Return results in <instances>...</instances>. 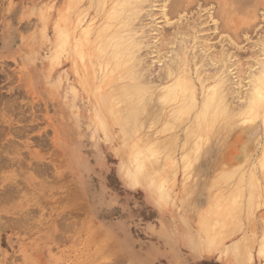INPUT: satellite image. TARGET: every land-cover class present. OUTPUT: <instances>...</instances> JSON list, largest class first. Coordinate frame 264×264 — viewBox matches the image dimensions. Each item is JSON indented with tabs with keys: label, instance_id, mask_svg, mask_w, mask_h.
Returning <instances> with one entry per match:
<instances>
[{
	"label": "rangeland",
	"instance_id": "obj_1",
	"mask_svg": "<svg viewBox=\"0 0 264 264\" xmlns=\"http://www.w3.org/2000/svg\"><path fill=\"white\" fill-rule=\"evenodd\" d=\"M64 1H66L67 3L68 0H0V111L2 112V113L0 112V122H1L0 128L1 126L2 128H4V126L10 128V126L8 125V123L5 122V120H8L11 127L13 128L12 131H5L4 134L2 133L3 135L1 134L0 131V153L12 157L15 155V153L4 151L3 147L5 146L8 147V145H17L18 146L17 151L23 153L27 157L25 160L26 164L24 168L15 165L12 166V168L7 167L6 169L5 167V170H10V172L13 174L15 173L14 185L18 188V190L16 188V192H14L12 195H7L6 200L2 198L3 201L5 200L4 202L2 201V199L0 200V264H54L55 261L56 262L58 261L59 263L61 262L60 264H77V263L86 264L87 262L88 264H99V263L104 264L105 262L107 261L109 262L110 260L111 261L109 263L107 262V264H230L229 261L222 258L219 249L216 250L215 248V251L210 254H203V252L201 251L202 245H204L205 242L204 239H206L207 238L206 236H209V234H211L213 229L216 227L215 226L216 222L213 219V215H212V219L209 221L207 220L203 221L201 215L202 212L214 210L217 205L223 204L226 207H228L229 211L232 210L231 212L233 213L236 212L241 214L242 212L241 219L238 220L237 222H239L242 228L244 227L249 228L250 226H252L253 223V222L251 223L252 218H248L249 217L248 215L251 213V211H253L252 217L255 218L260 217L261 215L264 214V189H263L264 182L262 183V187L260 186L261 187L260 190L258 189L256 192L255 191L253 192V195L255 196L251 195L252 196L251 198L249 197L250 196L248 194L249 192H247V196L245 197V199H242V195L238 192L239 191L238 178H237L238 168H236L238 162H236L235 160L234 161L235 164H234L231 163L233 162L231 161L230 162L231 165L229 167H228L229 164L226 162L220 161L219 162L220 164H218L219 159H221V156L223 155L222 153H224L225 151L223 148L225 141H226L225 143H227L229 148L226 151L229 153L231 152L230 154L236 153V151H234L235 145L240 146V143L239 142L236 143V141H234V138L237 135V132L238 133L241 132L242 129L241 128L242 126L240 127L241 123L237 124L239 126H234L233 129H231L232 127L230 128L231 135L229 134V138L231 139L225 140L222 133L223 128L221 129L222 126L220 127L221 130L218 127L220 122L217 120L219 118H216L217 120H214V118L209 117L205 126L209 128L212 138L209 139L208 141H203L202 143H199L200 145L203 146L196 147L197 143H195L194 139L191 138L189 142L191 149L188 147L186 151H184L183 149L184 146L182 147L180 146L181 141L179 140L178 146L177 147L174 146V148L171 150L168 147L163 146L164 151L166 153L152 154V161L154 162V164L149 162L151 167L152 166L162 167L161 165L165 163L166 157L167 158L169 157L168 154L171 155V158L174 159L179 166L177 172L178 195L175 193L176 201L175 200L173 201L171 210H167V213L163 215L161 208L154 203V198L150 196L148 190H146L142 186L139 187V186L128 185L123 175V172L127 168H129V166L127 165V168H124V166H122L123 162H120V158H119L120 155H117L116 152L115 153L113 152V149L110 148L112 147L111 146L112 144L110 142H108L109 143L108 147H105V149L108 152L107 155L105 154L104 156L103 154L104 146H102L103 144L101 145V142H103L106 139L105 134L102 131L97 132V134L101 138H99L100 140L99 145L95 146L94 145L95 143L93 141V136L91 135L92 133L90 131H97V129H95L93 125L89 126V119L80 118V120L77 121V119L75 118L72 120L71 116L69 115L72 114V116L74 117L78 116L77 114L79 113L80 110H82L83 108L86 109L85 106L89 107L88 103H90L92 107L93 102H95V96L99 95L100 93L104 94L107 90H110L109 86L105 85L106 83L103 82L106 81V79H102L101 76L86 75L88 73L87 71H85L86 69L85 64L86 63L90 65L93 64V62L91 61V57H95V55L97 56L100 53V49L96 41L98 39V33H99L98 30L105 23V21H107V17L109 16L108 14L112 10L111 6L114 5L115 0H112L111 4L109 6L106 5V7H104V4L100 5L98 3V0H95L94 3H92L91 0H82L80 2V5L79 6L77 5V8L75 10L72 9L69 6V4H67V6H69V9L68 8L63 9L62 6H64V8L66 6V4H63ZM78 1L79 0H77V2ZM160 1L163 2L164 0H158V1L145 0L144 2L147 4L145 5L144 2L143 4L147 6L149 3V5L147 6L148 8L142 5L143 8L141 7L140 10L143 11L144 14L147 13L145 14V16H147L148 14L149 15L145 17L143 13H141L140 11L138 18L136 19V22H134V25L136 26L134 27L137 29L135 30L136 31L135 37L141 36L139 37V39L144 38L143 39L144 41L141 40V42L142 41L143 42L139 45V47L141 45H143V47L141 46L142 48L141 47L139 49L137 48L138 49L137 53L141 52V55L140 53L137 54L135 59L136 62L135 61L134 62L137 64L138 70L141 67V70L139 71L143 72L144 70L146 72V73L144 72L146 76L152 75V77L151 76L150 77L154 78V75L156 74V73L154 74V72L157 71L156 75H158L160 72H163L164 69L162 68H164V65L166 67V65L169 62H172V60L175 59L173 61H176L174 63L178 66L179 70L181 71L180 72L178 70L179 76L182 75L184 76L183 81L186 80L187 78L185 76H188L189 78L191 77L193 83L196 85V89L198 90L197 96H199L200 98V96H202L201 95L202 91L204 92L206 91V93H208L215 86L218 87V90L219 89L221 90V88L219 87L220 85L219 84H218L219 86L217 85V83H219L217 81H220L218 79L221 78L222 71L226 67L228 68V71L230 73V74L228 73V77H229L230 75H232V73L233 74L235 73V71L232 70L235 69L238 70V68L241 69L242 67L245 70L246 66L248 67L249 62L254 61L256 57L257 58L259 57L257 56L258 54H260L261 56V54L263 53L262 50L264 49V45H263L264 44L263 43L264 42L263 41L264 40V0H254V1L238 0L237 2H241L240 5H242L245 1V3L243 4L245 7L242 5L243 7L241 8H238V6L240 5L239 3H236L235 0H228V1L227 0H178L177 4L175 5H173V3L174 2L176 3L177 0H174V2L173 0H166L163 2V4H161L162 2ZM171 1L174 7L171 5ZM179 1H181V3ZM230 1L234 2L233 4H231V6L233 7H230L231 12H229L228 11L229 9L227 8V6L228 7L230 6L228 4L232 3ZM151 2L154 3L151 4ZM191 2H194V4H192ZM251 3L252 6H250ZM234 4L238 5L237 6L238 9L237 8L235 9L236 5ZM253 4L255 5V7H253ZM92 5L93 7L90 8V6ZM170 5L176 11L178 7H181L179 9L180 11L178 10L177 13L175 14L174 13L175 10ZM183 5L186 7L182 8ZM190 5L193 6L191 7ZM157 6L159 8H157ZM171 8L174 11L170 12L172 10ZM226 8L227 10H225ZM146 10H148L150 13ZM155 11L156 13H154ZM163 11L164 13H162ZM167 11H169L170 13H168ZM154 14H156V16H152ZM227 14H230V17H228ZM141 15H143L147 19L144 20L145 18ZM150 15L151 18H149ZM168 22H170L171 24ZM175 22L177 23L176 26L177 29L180 28L181 31H184L183 29L186 28L189 29L191 33H189V31L185 29V32L182 35L183 32H180V30H176L173 28ZM140 23H143L144 25L142 24L143 27L138 29L139 26L141 25ZM184 23L185 25H187L186 27ZM146 24L148 25L145 26ZM181 24L182 26L184 25L183 29H181L182 28ZM194 24L195 26H193ZM191 25L192 27H190ZM66 27H70V28H66ZM148 28H152V30L155 28L156 29L153 31L149 29L150 30L149 32V30H145ZM66 29L68 30L67 32ZM83 30L91 31L90 34L86 36L84 39L81 38V33ZM172 30L173 31L176 30L174 32L175 37L172 36L174 35L172 34L173 33ZM177 31L179 34L178 33L176 34ZM187 31L188 34L186 33ZM165 32H167L166 33L168 35L167 37H169V34L171 32L172 35L170 34V36L173 38L171 42L170 40H167L168 38L165 41L163 40L164 43L162 42V40H160L161 38L162 39L166 38ZM146 34H148V36ZM171 37L169 38L172 39ZM181 37H183L185 40ZM198 37H200V40ZM147 38L149 39L150 43H148L149 41ZM139 39L137 38V40ZM176 39L180 41L179 44L178 41H176ZM66 40L69 41L70 46H65ZM158 40L160 42H158ZM173 42L175 45L173 44ZM202 42L203 44L206 43L205 45H203L204 48L201 47L204 51L201 50V48H199L200 45H198L201 44L202 46ZM168 43H170L171 45ZM182 43L186 45H183ZM160 44H164L166 46L167 53L162 52L163 50L165 51L164 45H163L164 49L161 48L162 51L158 49ZM152 45L153 48L151 49L149 46L152 47ZM177 45L180 46L181 48H178ZM260 45H262L263 47H261ZM154 46L155 48L157 47L156 48L157 51L162 52V53L160 52V56H159V52L157 53L155 51ZM185 46L190 48L189 49L187 48L188 49L187 50ZM205 46H207V48ZM239 46H243V47H239ZM144 48L147 49L144 50ZM168 48H170L169 51L171 53L168 51ZM238 48L241 49L239 50ZM179 49L181 50L178 51ZM198 49H200L199 53L202 52L204 55L206 54L207 55L204 56L202 53H200L201 54L200 56V54L197 53ZM258 49H260L259 51H262V53L261 52L259 53ZM186 50H187L186 57L190 55L189 57L190 60H186L190 62V63L187 62L189 65L185 63L186 62L185 59L188 58V57L185 58ZM220 50L222 53L220 52ZM229 50H231L230 54L228 52ZM152 51L154 53L156 52L158 55H156L155 53L156 55L155 56ZM193 51L194 52L196 51V53H193ZM237 51L238 52L243 51L241 52L243 53V55L241 56L244 58L241 57L240 59L244 60L243 62L245 63L241 62V60H238L241 53H238ZM253 52L255 53L256 57L255 55H253ZM142 53L144 55L147 53L146 54L147 59L146 56H143ZM174 53H176V56ZM233 53L236 54L234 55ZM216 54L219 55L216 56ZM221 54L223 56H221ZM227 54L229 56H227ZM251 54L253 55V57ZM211 55H214V58ZM161 56H163L162 57L163 60H165L168 63H166L165 61H161L162 60ZM234 56L235 58L232 59V57ZM210 57H212V61L214 62L211 61ZM138 58H142V60L144 61L140 62L141 59H139L138 62L137 60ZM207 58L208 61L206 60L207 64H205V59ZM227 58L231 60L228 59L229 60L228 62V60H225ZM156 59L157 61H155ZM176 59L178 60V62ZM183 59L185 62L182 61ZM146 60L147 62L145 64ZM197 60H199L200 62ZM236 60H238L239 62L236 63L235 62ZM247 60L249 62H247ZM76 61L77 63H75ZM151 61L154 64L151 63ZM219 61L221 63L222 61H224L223 63L224 65L223 64L221 65ZM51 62L53 64L56 63L54 64L56 65L55 75L58 80L56 81V83L58 82L57 84L59 85L60 88L58 91V95L56 96L57 106L51 104L49 107L43 101H41L40 102L42 104L41 110H43L41 111L39 110L40 104L38 101L39 100L38 95L33 94L30 87L32 86V78H33L32 70L35 68V66L42 64L43 65L45 64V67L47 65L48 67H50ZM142 62L144 63L143 66L146 67L148 65L147 69L149 68L148 70H150V73L149 71L147 72L146 68H145L146 70L144 69V67L142 68V64H143ZM195 62L196 63L199 62V64H196ZM211 62L215 63L216 65L218 64L217 67L214 68V66H216L215 64L210 65ZM78 63L81 68V74L83 80L82 79L77 80L74 77L73 67L74 64H78ZM230 63L234 64L233 65L234 68ZM238 63H240V65ZM242 63L246 65H243ZM155 64L159 65L158 67H160L161 70H158L157 65ZM183 64L185 65V67L186 65L190 66V70L187 69L189 67L186 68L183 67L184 66ZM219 64L220 67H218ZM226 64L231 65L232 68L231 71L229 70L230 66ZM235 64H237L239 67L236 66ZM197 65L200 66L198 67ZM206 66H209L207 68H209L210 70L209 69L207 70ZM181 67L187 69L185 70V73L186 71L189 70L187 72L188 74L184 75V70H182ZM150 68L155 71H152ZM217 68L218 69L220 68L219 71L220 75H218V70H216ZM195 70L197 73L195 72ZM211 70L213 71V73L215 71L217 72H215V74H212ZM204 71L206 72L203 73ZM238 72L236 71V74H234L236 76V79ZM206 74L208 76L210 75L209 78ZM198 75L199 76L201 75L200 77L204 76L203 78L204 81L205 80L207 81L208 78V81L207 82L205 81L206 82L205 83L204 81L198 80L199 79ZM229 78H233V76L232 77L230 76ZM71 79H74V86L80 89L79 93H82V99H80L79 107L75 108L74 111L75 113H72L71 110L70 113L66 112V107H69L68 104L69 99H72L74 97V92L72 88L70 86L68 87L67 85L68 83H70ZM233 79L236 80L235 78ZM234 80L231 81L234 83ZM203 82L205 88L204 87L201 88L202 87L201 83L203 85ZM229 82L230 80L228 81V85L230 84ZM232 82L230 85L231 87L228 86L231 92L232 90H235L234 89L235 86ZM64 84L65 87H63L64 90H62L61 87ZM140 85L145 86L146 84L142 83ZM148 85L146 87V89L148 87L150 88L148 90V93L156 92V94H158V96H155L153 98L152 100L153 102H150L152 104H150L151 106L149 107V110L152 111L153 114H155L157 112H160L159 110L161 109L160 106L161 101L162 100L164 101V99H166V97L169 96L165 97L164 94L165 91L164 90L161 91L162 89H160L161 86L163 87V85L159 81H157L156 83L157 89L159 90L158 92L156 91L157 89L155 88L156 86L153 84V82L149 86ZM153 85L155 87H152ZM212 85L214 86L211 87ZM216 87L215 90L213 89V91L215 92L208 93L209 95L210 94L215 95L216 93V96L213 97L214 99L212 98V96H209V98L211 97L215 101L214 102L215 104L218 100V97L220 96V93L218 94V92L216 91L217 90ZM15 88L17 90H14ZM61 91L62 93L60 94ZM113 93L116 94L117 93L116 90H114ZM233 94H235V91H233L232 96H234ZM36 96L37 98H35ZM160 97L162 100L160 99ZM232 99L233 98H231V101ZM168 100L170 99H167L166 101ZM175 100H172V102L165 101L166 105L164 104L165 106L163 109L166 112H168L172 110L173 105H176L175 108H178L176 110V114L178 113L177 111L179 109H181L180 111H182V113H180L179 111L178 114H181L180 116H177L178 114L174 115V117H176V119L173 118L174 120H176L174 122L175 126L173 127V129H165V131L167 130L176 131L177 137L179 135L180 138H182L184 137V135L185 136L189 135V134L183 135V133L185 131L186 125L188 124L193 114L190 113V116L186 115L188 113V109L186 113L185 105L187 104L188 100L186 101L185 99V103L182 102L181 105L184 104V106H180V101H181L180 97ZM157 101H160V103H158ZM10 102L16 103V105L12 107V109L14 110L10 108V105H12L10 104ZM121 102L123 103L121 104ZM169 102L171 103L168 105ZM36 103L39 105V107L37 106ZM110 103L111 105L117 108V110L119 111L118 112L119 115L123 109L127 110L130 106L129 102L120 101L118 99H114V97H112ZM154 103H158L157 106ZM215 104H213V107L209 109L210 114H213L214 107L217 108L218 104L216 105ZM157 109L159 110L157 111ZM183 109L185 110L184 112ZM189 109H193V111H196V108L195 109L189 108ZM33 110H35V113L39 116V118L36 117L37 124L35 123L36 125H38V127H36L34 131H30V130L19 131V129L22 128L21 126L30 124V120H31L30 116H32L31 114ZM191 111L189 110V112ZM55 114L60 115V120H62L65 116L67 117V115H69L68 117H70V120L72 122H74L76 125L78 124L80 125L79 128L82 132L80 139L82 141L80 142L81 148L78 150V152H80V154L84 157V160H87L88 163L86 161V163L84 165L81 164V166H76V164L72 166L69 165L70 161H72L73 163L76 156L73 155V151L70 150L69 138L66 139L62 138V136L64 135L63 132H60L59 144L56 146L55 144L53 145V143L56 142V136H57V131H55L54 122L52 121V116ZM111 114H112L111 112L106 113L107 116H110ZM150 120L151 119L145 120L146 124L142 128H140L139 130L140 138L146 137L147 139L159 140L162 136H164L161 135L160 132L157 134V132L160 131L161 128L162 130H164L163 121L161 120L159 123H156L153 120L151 121ZM249 123L250 122L244 125L245 128L243 129H246V127L250 125ZM152 124L154 126H152ZM113 127L115 129L116 134H118L116 143L118 145L122 144L123 146H125L126 151L130 153L129 150L130 148L127 147L128 138H125V136L137 140L138 133L135 132L130 133L128 131H125L123 124L117 119L115 120V125ZM217 127L219 133L218 131L216 132ZM234 128L237 129V131ZM38 136L42 137L43 139L44 144L41 146L37 143ZM220 142H222L221 143L222 145L221 144L218 145ZM204 145L206 146V148ZM146 146L147 144L145 146L141 145V147L145 150V152L150 150L149 147L147 148ZM97 147H99L98 149L103 154V156L98 157L96 155ZM210 147H214V148L211 149ZM198 148L199 149L201 148V150H197ZM189 150H191L192 152L190 151L191 152L190 153ZM32 152L38 153L37 161L43 162L42 164L40 163L42 166L44 165L45 162H47V166L48 168H50L49 171H46V173H43V175H40L41 173H39L38 175V173L35 171L33 172V170L35 169L34 167L31 166V161H30L31 158L30 153ZM203 155L206 156L203 157ZM197 156L198 157L202 156L198 161L199 163L197 162V158H198ZM234 156L232 157L234 158ZM103 157L105 158L107 165H105L102 168L100 163L101 160L99 158L102 159ZM214 157L215 158L217 157V159L214 160ZM39 158L42 159L40 160ZM163 158L165 160H163ZM183 162L185 163L183 164ZM51 164L55 165V167L54 166L51 167ZM216 164H218L217 167L215 166ZM225 164L228 165L226 166ZM56 165L58 166L56 167ZM129 165L131 167L130 161H129ZM222 165L224 168L225 166L227 168L225 169L223 168L222 170H219L222 168L221 167ZM233 166H235L236 169ZM200 167L203 168V170H200L201 169ZM232 167L234 168V171H232L233 170ZM228 169L231 172H233V174H235L233 180H232L233 174L231 173L232 175H230ZM225 170H227V172ZM199 171H201V173H198ZM207 171L209 172V174ZM223 172L229 173L226 177L230 175L231 177L230 176L229 177L231 178V180L230 178H228L227 180L225 176L220 175ZM18 173L19 174L23 173L24 175H28L30 176V178L28 176L25 178V176L24 175L21 176V174L19 176ZM152 173L154 175L156 171L152 170ZM55 174L58 175L59 179L56 178L57 176H55ZM75 174L78 176V178L77 176H74ZM212 174L214 175L212 176ZM222 176L226 180L221 179L223 178ZM203 178L204 180H202ZM218 179H220L221 181H219ZM223 181L224 182L227 181L226 184ZM53 183L55 184L57 183V184L55 185ZM4 187H5V183L2 182V184H0V191L4 189ZM236 195L238 197H236ZM244 196L245 195H243V197ZM256 196H258L259 198L257 197L256 199ZM247 197L251 198V201L252 199H254L253 202H250V204H253L252 206H254L252 207L251 210L249 207H247L246 204L249 203L247 202L248 201ZM256 200H258L260 203ZM27 201H29V204H26ZM241 201L243 204L242 205L243 211L240 209L242 208L240 207L241 205H239ZM22 202H24V204H22ZM255 203L256 205H254ZM16 204H20L19 205L21 206L20 210L18 207H16ZM256 206L257 207L260 206V207L257 208L256 210ZM237 207H240L239 211ZM246 207L247 209L249 208L248 210L250 211V213L246 209ZM175 208L177 209L176 210L177 213H174ZM205 217L207 218V215ZM58 220L60 221V223ZM88 220L90 221V223ZM256 220L258 223V228L260 229L262 223L257 218ZM62 222L65 224H63ZM67 224H71V226L70 225L67 226ZM76 225H78V227H76ZM55 226H57V228H55ZM51 227H53L54 229ZM204 229L206 230L208 229V230L206 231ZM96 231L98 233L100 232L99 235L97 234ZM101 233L104 236L103 235L101 236ZM72 234L73 236H70ZM240 234L243 233L240 232ZM261 234H264V232L257 233L255 235L258 244L263 240V236ZM79 236H81L82 238ZM94 236H96L97 238L96 237H95L96 239L93 238ZM239 236L240 235H235L233 238L227 239L226 243H223V245L226 244L230 245L231 243H233V241H235L237 244V241L240 238ZM107 237L110 239L107 240L106 239ZM71 238L73 240H71ZM108 245L110 246V248ZM107 249L110 252H108ZM258 249L259 248L254 250L255 253L251 264H264L263 257L257 254ZM84 250L87 251L85 252ZM114 250L117 251L118 254ZM112 254L114 255L116 254V255L111 256ZM107 256L109 257L107 258ZM104 259L106 261H104ZM99 260L100 261L102 260L104 262L102 261L100 262Z\"/></svg>",
	"mask_w": 264,
	"mask_h": 264
},
{
	"label": "bare ground",
	"instance_id": "obj_2",
	"mask_svg": "<svg viewBox=\"0 0 264 264\" xmlns=\"http://www.w3.org/2000/svg\"><path fill=\"white\" fill-rule=\"evenodd\" d=\"M82 0H79L77 2V0H68L67 3L66 1L63 2V4H66L65 8L64 6H62L63 9H66L68 8L69 9V6L72 8V9H76L77 8V5L79 6L80 5V2ZM92 3L95 2V0H91ZM145 0H115L114 1V5H112L111 7V11L110 13L108 14L109 16L107 17V21H105V23L99 28V33H98V39L96 40L97 41V44H98V47L100 49V53L95 57H91V61L93 62V64H85V71H87L88 76H101L102 79H106V81H103L105 82L106 84L105 85H108L110 90H107L104 94L103 93H100L99 95L95 96V102H93V105L91 107V104H89V107L88 106H85V108H83L82 110L79 111V113L77 114L78 116H72V114H69L72 118V120L75 118L78 120L81 119H89V126L93 125L95 127V129H97V131H90L93 136V141H94V145H99V138H101L97 132L98 131H102L104 134H105V140L103 142H101V145L104 146V150H103V154L105 156V154L107 155V150L105 149V147H108V142H110L112 145V147H110L111 149H113V152L117 153V155H120V162H123L122 163V166H124V168H127V165L129 166V168H127L124 172H123V175L125 177V180L126 182L128 183V185L130 186H142L143 188H145L146 190L149 191L150 193V196L154 198V203L157 204L160 208H161V211L163 213V215H165L167 213V210H171V206L173 204V201L175 200L176 201V194L178 195V192H177V189H178V181H177V172H178V163L171 158V155L168 154V158L166 156V160L163 158V160H165V163L162 164L161 166L162 167H154L150 165V163L154 164V162L152 161V154H156V153H166L164 151V147L163 146H166L168 147L170 150L174 148V146H178V142L179 140L181 141V144L180 146H184L183 149L184 151H186V149L189 147L190 148V139H194V142L197 143L196 147L197 146H203V145H200L199 143H202L203 141H208L209 139H211V132L209 131V128L206 127V122L208 121V118L212 117L214 118V120H217L216 118H219L217 121H219V129L221 127V129L223 128V137L225 140H229L231 138H229V134L231 133V129H233L234 126H239L237 124L241 123L240 127L242 128L241 129V132L238 133L237 132V137L235 136L234 138V141H236V143H240V146L238 145H233L234 146V151H236V153H233V154H230L229 152H227L226 150H228V145L227 143L224 142V145H223V148L224 150V153H222L221 155V159H219L218 161V164H220L219 162L222 161V162H226L228 164H225L226 166L228 165V167L231 165V163H234V161L236 160V162H238L237 164V167L238 168V187H239V193L242 195V199H245V197L247 196V192H249L248 195L249 197L252 198L251 195H253V192L257 191L258 189L260 190L261 187H262V183L264 182V49L262 51H259L260 49H258V52L262 53L261 56L260 54H258L257 56H259L258 58L256 57L255 53L253 52V55H255L256 59L252 62H249L247 60V62H249V65L248 67L246 66V69L244 70L243 67L240 69L238 68L239 66L237 64H235L236 66H238V70L235 69V70H232V71H235L234 74H236V71L238 72V75H237V79H236V76L232 73V75H230L231 77L233 76V78H235L236 80H234L233 78H229L228 77V68L226 67L223 71H222V75H221V78H219L218 80L220 81H217L219 83H217V85L221 88V90L219 91L218 90V87H216V91L218 92V94L220 93V96L218 97V100L216 102L217 105V108L214 107L213 109V114H210L209 112V109L213 107V104H215L214 102V96H216V93L215 95H209L208 93L209 92H215L213 91V89L215 90V87L212 88L208 93H206V91H202L201 92V95L200 98H203V99H200L199 96H197L198 94V90L196 89V85L193 83L191 77L189 78L188 76H185L187 77L186 80L183 81V78L184 76H179V68L178 66L174 63L176 61H173L175 59L172 60V62H166L165 60H163V56H161L162 60L161 61H165L166 63H168L165 67L164 65V69L163 72H160L158 75L157 74V71L154 72V78H151L152 75H148L146 76V72L143 70L142 71H139L141 70V67L140 69L138 70L137 69V64L135 63V59H136V56L137 54L140 53L141 55V52L137 53L138 52V49L143 45H141L139 47V45L144 41L142 39H139V37L141 36H138V37H135L136 35V31L137 30L134 25V22H136V19L138 18L139 16V13H140V9L141 7L143 8L142 5L143 2ZM155 1V0H153ZM158 1V0H156ZM166 1V0H164ZM163 1V2H164ZM228 1V0H227ZM236 3H239V5L241 4V2H237L238 0H235ZM242 1V0H240ZM254 1V0H253ZM112 0H98V3L100 5H103L104 4V7L109 6L111 4ZM148 2V1H147ZM150 2V1H149ZM162 2V1H160ZM163 2L161 4H163ZM174 2V0H173ZM178 0L176 1V3L174 2L173 5L177 4ZM181 3V1H179ZM183 2V1H182ZM187 2V1H185ZM223 2V1H222ZM232 2V1H230ZM229 2V3H230ZM91 3V2H90ZM145 3V2H144ZM154 3V2H151V4ZM157 3V2H156ZM184 3V2H183ZM182 3V4H183ZM192 4H194V2H191ZM190 3V4H191ZM234 2L228 4L230 5L229 7L227 6V8L229 9L228 11L231 12L230 10V7H233L231 6V4H233ZM243 3V2H242ZM245 3V1H244ZM243 3V4H244ZM248 3V2H247ZM255 3V2H254ZM67 4H69V6H67ZM147 3H145L146 5ZM170 4V3H169ZM242 4V5H243ZM94 5V4H93ZM90 6L91 7H93ZM144 5V6H145ZM149 5V3H148ZM147 5V6H148ZM171 5H172V1H171ZM170 5V6H171ZM172 5V6H173ZM179 5V4H178ZM181 5V4H180ZM186 5V3H185ZM236 5L235 6V9L237 8V4H234ZM242 5L238 6V8H241L243 7ZM246 5V4H245ZM250 5V4H249ZM145 6V7H147ZM153 6V5H152ZM151 6V8H152ZM171 6V7H172ZM188 6V5H187ZM191 7L193 5H190ZM189 6V7H190ZM222 6V5H221ZM220 6V7H221ZM252 6V3L251 5ZM99 7V6H98ZM144 7V8H145ZM174 7V6H173ZM172 7V8H173ZM176 7V6H175ZM183 7H186V6H182ZM245 7V6H244ZM253 7H255V5L253 4ZM148 8V7H147ZM155 8V7H154ZM157 8H159L157 6ZM169 8V7H168ZM171 8V9H172ZM177 8V7H176ZM181 7H178L177 8V11L180 9ZM227 8L225 10H227ZM237 8V9H238ZM174 9V8H173ZM169 10L170 12L174 11V10ZM188 9V8H186ZM192 9V8H191ZM234 9V8H233ZM158 10V9H157ZM164 10V9H163ZM97 11V10H96ZM95 11V12H96ZM148 11V10H146ZM165 11V10H164ZM164 11L162 13H164ZM169 11H167L168 13H170ZM177 11L175 10L174 13L176 14ZM180 11V10H179ZM182 11V10H181ZM237 11V10H236ZM149 12V11H148ZM153 12V11H152ZM183 12V11H182ZM97 13V12H96ZM141 13H143V11H141ZM150 13V12H149ZM156 13V11L154 12ZM147 14V13H145ZM145 14L143 13V15L145 16ZM153 14V13H152ZM141 15V16H143ZM149 15V14H148ZM147 15V16H148ZM228 17H230V14H227ZM143 16V17H144ZM145 16V17H147ZM152 16H156V14L152 15ZM144 17V18H145ZM142 18V17H140ZM142 18V19H144ZM151 18V15L150 17ZM155 18V17H154ZM158 18V17H157ZM147 18H145L144 20H146ZM86 20V19H85ZM153 20V19H151ZM140 21V19H139ZM156 21V20H155ZM143 22V21H142ZM146 22V21H145ZM190 22V21H189ZM139 23V22H138ZM144 23V22H143ZM143 23H140L141 25ZM154 23V22H153ZM170 23V22H168ZM145 24V23H144ZM143 24V25H144ZM171 24V23H170ZM192 24V22H191ZM137 25V24H136ZM140 25V26H141ZM143 25L138 29L142 28ZM148 24H146L145 26H147ZM173 25V23H172ZM175 25V26H174ZM173 25V28L176 29V30H180L177 29V23L175 22ZM180 25V24H179ZM185 25V23H184ZM183 25V26H184ZM190 25V23H189ZM135 26V27H134ZM138 26V25H137ZM144 26V27H145ZM183 26L181 24V29H183ZM187 25H185L186 27ZM195 26V24L193 25ZM180 27V26H179ZM192 27V25L190 26ZM66 28H70V27H66ZM157 28V27H156ZM155 28V29H156ZM196 28V27H195ZM89 29V28H87ZM152 28H148V29H145V30H149ZM153 29V30H155ZM158 29V28H157ZM185 29L184 28L183 30L184 31H181L180 32H183L182 35L184 34L185 32ZM193 29V28H192ZM152 30V31H153ZM176 30H172V35L171 32L170 34L172 36L175 37V31ZM189 31V33H191V31L189 29H186ZM68 30L66 29V32ZM151 31V32H152ZM159 31V30H158ZM188 31L186 32L188 34ZM90 30L87 31V30H83L82 33H81V38L84 39L86 36H88L90 34ZM147 32V31H146ZM145 32V33H146ZM150 32V30H149ZM157 32V31H156ZM50 33V32H49ZM85 33V34H84ZM148 33V32H147ZM153 33V32H152ZM151 33V34H152ZM167 32H165V35H166V38L165 39H160L162 40V42L164 43V41L167 39V40H170V42L173 40V38L170 36L169 34V37H171L172 39H170L169 37H167L168 35L166 34ZM178 33V31L176 32V34ZM186 33H185V36H186ZM93 34V33H92ZM142 34V33H141ZM155 34V33H154ZM179 34V33H178ZM148 36V34H146ZM145 35V36H146ZM236 35V34H235ZM69 36V34H68ZM144 36V34H143ZM146 36V37H147ZM152 36V35H151ZM163 36V35H162ZM90 37V36H89ZM155 37V36H154ZM152 37V38H154ZM157 37V36H156ZM165 37V36H164ZM163 37V38H164ZM68 38V37H67ZM66 38V39H67ZM137 38L139 40H137ZM149 38V37H148ZM147 38V39H148ZM151 38V37H150ZM177 38V37H176ZM183 38V37H181ZM187 38V37H186ZM199 40H200V37H198ZM202 38V37H201ZM184 39V38H183ZM141 40H143L141 42ZM164 40V41H163ZM185 40V39H184ZM183 40V42H184ZM198 40V41H199ZM149 41V39H148ZM152 41V40H151ZM176 41H178V44H179V40L176 39ZM231 41V40H230ZM259 41V40H258ZM262 41V39H261ZM264 41V40H263ZM155 42V41H153ZM158 42H160L158 40ZM161 42V43H162ZM169 42V41H168ZM187 42V40H186ZM185 42V43H186ZM200 42V41H199ZM150 43V41L148 42ZM167 43V42H166ZM258 43V42H256ZM260 43V42H259ZM264 43V42H263ZM146 44V43H144ZM170 44V43H168ZM174 44V42H173ZM183 45H186L184 43H182ZM206 43L203 44L202 42V46L201 44H198L200 45L199 48H204L203 45H205ZM235 44V43H234ZM164 44H160L159 45V48L161 50L164 49L163 46ZM167 45V44H166ZM171 45V44H170ZM175 45V44H174ZM173 45V47H174ZM189 45V44H188ZM187 45V46H188ZM254 45V44H253ZM259 45V44H258ZM264 45V44H263ZM65 46H70V43L68 40L65 41ZM64 46V48H65ZM146 46V45H145ZM156 46V45H155ZM154 46V49L155 51L158 53L159 51L156 50ZM158 46V45H157ZM162 46V47H160ZM168 46V45H167ZM178 46V45H177ZM256 46V45H255ZM261 47H263L262 45H260ZM141 47V48H142ZM151 49L153 48V45L152 47L149 46ZM171 47V46H170ZM186 47V46H185ZM207 48V46H205ZM238 47V46H237ZM239 47H243V46H239ZM257 47V46H256ZM13 48V47H12ZM138 48V49H137ZM149 48V49H150ZM176 48V46H175ZM178 48H181L180 46H178ZM184 48V47H183ZM188 47H186L187 49ZM190 48V47H189ZM188 48V49H189ZM201 48V50H203ZM226 48V47H225ZM236 48V47H235ZM255 48V47H253ZM147 49V48H144V50ZM148 49V50H149ZM150 49V50H151ZM166 46H165V51L161 50L162 52H166ZM170 48H168V51H169ZM172 49V48H171ZM187 49V50H188ZM239 49V48H238ZM241 49V48H240ZM239 49V50H240ZM143 50V49H141ZM173 50V49H172ZM171 50V51H172ZM175 50V49H174ZM181 49H179L178 51H180ZM187 50H186V54H185V61L186 60H190L189 56L186 57L187 55ZM199 50L198 49V52L199 53ZM227 50V49H226ZM236 50V49H235ZM140 51V50H139ZM147 51V50H146ZM145 51V52H146ZM160 51V52H161ZM204 51V50H203ZM257 51V50H256ZM151 52V51H150ZM153 52V51H152ZM155 52V53H156ZM160 52H159V56H160ZM161 52V53H162ZM170 52V51H169ZM185 52V51H184ZM189 52V51H188ZM221 52V50H220ZM229 54L231 52V50L228 51ZM235 52V51H234ZM238 52V51H237ZM243 51H239L238 53H241ZM154 53V52H153ZM154 53V55H155ZM156 53V55H158ZM165 53V54H166ZM171 53V52H170ZM193 53H196V51ZM202 53V52H200ZM199 53V54H200ZM205 53V52H204ZM208 53V52H207ZM222 53V52H221ZM237 53V54H238ZM251 53V52H250ZM249 53V54H250ZM143 54V53H142ZM147 54V53H146ZM146 54L143 56H146ZM149 54V52H148ZM164 54V55H165ZM173 54V53H172ZM171 54V55H172ZM175 56H176V53H174ZM203 54V53H202ZM206 54V53H205ZM220 54V53H219ZM219 54H216V56H218ZM234 54V53H233ZM236 54V53H235ZM234 54V55H235ZM257 54V52H256ZM155 55V56H156ZM163 55V54H161ZM170 55V54H168ZM196 55V54H195ZM194 55V56H195ZM204 55V54H203ZM202 55V56H203ZM207 55V54H206ZM204 55V56H206ZM239 55V54H238ZM238 55H237V58H238ZM243 55V53L240 54V57L238 60H241V62H243L244 60L240 59ZM252 55V54H251ZM252 55V57H253ZM142 56V58H143ZM150 56V55H149ZM152 56V55H151ZM157 56V57H159ZM166 56V55H165ZM179 56H180V53H179ZM201 56V54H200ZM210 56V55H209ZM213 56L214 58V55H211ZM221 56H223L221 54ZM227 56H229L227 54ZM245 56V55H244ZM246 56H249V55H246ZM47 57V56H46ZM45 57V58H46ZM139 57V56H138ZM167 57V56H166ZM251 57V56H250ZM142 58H138V62H139V59L140 62L141 61H144L142 60ZM149 58V57H148ZM153 58V57H151ZM150 58V60H151ZM171 58V57H170ZM169 58V59H170ZM174 58V57H172ZM177 58V57H176ZM180 58V57H178ZM184 58V57H183ZM209 58V57H208ZM208 58L205 59V64L206 63V60L208 61ZM218 58V57H216ZM231 58V56H230ZM235 58L232 57V59ZM244 58V57H242ZM246 58V57H245ZM74 59V58H73ZM146 59H147V56H146ZM155 59V58H153ZM152 59V60H153ZM158 59V58H157ZM157 59L155 61H157ZM167 59V58H166ZM203 59V58H201ZM211 61H212V57H210ZM229 58L225 59V60H228ZM254 59V58H253ZM177 60V59H176ZM200 60V59H199ZM197 60V61H199ZM218 60V59H217ZM220 60V59H219ZM222 60V58H221ZM231 60V59H229ZM228 60V62H229ZM235 60V59H234ZM238 60H236L235 62H239ZM250 60V59H249ZM135 61V62H134ZM160 61V60H158ZM168 61V60H167ZM184 61V59L182 60ZM184 61V62H185ZM194 61V60H193ZM147 60L145 61V64H146ZM164 62V63H165ZM178 62V60H177ZM183 62V63H184ZM186 61L185 63L188 64L190 62ZM200 62V61H199ZM196 63V64H199ZM214 62V61H212ZM210 63L211 64H215V63ZM217 62V61H216ZM220 62V61H219ZM233 62V63H235ZM246 62V63H247ZM77 63V61L75 62ZM143 63V62H142ZM150 63V62H149ZM151 63H153L151 61ZM155 63H158V62H155ZM160 63V62H159ZM194 63V64H195ZM221 63V62H220ZM224 63V61H222L221 65ZM231 64L232 66L234 64ZM245 63V62H243ZM242 63V64H243ZM56 64V63H54ZM52 62H51V66L48 67V65L45 67V64L43 65H37L35 66V68L32 70V86L31 87V90H32V93L33 94H37L38 95V98H39V104H40V108L39 110H41V101H43L46 105H48L50 107L51 104L57 106V99H56V96L58 95V91H59V85L56 83L57 80V77L55 75V67L56 65H54ZM148 64V63H147ZM154 64V63H153ZM178 64V63H177ZM204 64V63H203ZM209 64V62H208ZM240 65V63H238ZM241 64V65H242ZM87 65V66H86ZM139 65V64H138ZM144 63L142 64V68L144 67V69L148 67V65L145 67L143 66ZM152 65V64H151ZM157 65V64H155ZM182 65V63H181ZM184 65V64H183ZM189 65V64H188ZM186 65V67H189L187 69L190 70V66ZM192 65V64H191ZM216 65V64H215ZM218 65V64H217ZM214 66V68L217 67ZM224 65V64H223ZM226 65H229V64H226ZM231 65H229V70L231 71ZM243 65H246V64H243ZM39 66V67H38ZM159 65H157V68L158 70H161L160 67H158ZM162 66V65H160ZM198 66V65H197ZM200 66V65H199ZM198 66V67H199ZM185 67V65L183 66ZM185 67V68H186ZM193 67V66H192ZM205 67V66H204ZM209 66H206V69L208 70L209 68H207ZM220 67V64L219 66ZM222 67V66H221ZM40 68V70H39ZM154 68V67H153ZM160 68V69H159ZM182 68V67H181ZM197 68V67H196ZM203 68V66H202ZM213 68V67H212ZM211 68V69H212ZM213 68V69H214ZM234 68V66H233ZM236 68V67H235ZM245 68V67H244ZM145 69V70H146ZM149 69V68H148ZM147 69V72L149 71L150 73V70ZM151 69V68H150ZM155 69V68H154ZM187 69H184L182 68V70H184V75L188 74L187 72L189 71H186L185 73V70ZM198 69V68H197ZM205 69V68H204ZM205 69V70H206ZM212 69V70H213ZM222 69V68H221ZM243 69V70H242ZM152 70V69H151ZM210 70V69H209ZM211 70L212 74H215V71L213 73V71ZM218 70V75L219 74V71H220V68L216 69ZM73 71H74V77L77 79V80H80L82 79L83 80V77H82V74H81V68H80V65L79 63L78 64H74V67H73ZM152 71H155V70H152ZM151 71V72H152ZM180 71V70H179ZM203 71V69H202ZM145 72V73H144ZM181 72V71H180ZM196 72V70H195ZM206 71H204L203 73H205ZM210 72V71H209ZM145 75H144V74ZM183 73V72H182ZM190 73V72H189ZM197 73V72H196ZM201 73V72H200ZM208 73V71H207ZM148 74V73H147ZM230 74V73H229ZM203 75V74H202ZM207 75V74H206ZM205 75V76H206ZM217 75V73H216ZM145 76V77H144ZM151 76V77H150ZM201 76V75H200ZM199 77L198 80H201V81H204V76L202 77ZM208 76V75H207ZM210 76V75H209ZM208 76V78H209ZM211 76H214V75H211ZM235 76V77H234ZM218 77V76H217ZM59 78V77H58ZM189 78V79H188ZM207 78V77H206ZM208 78H207V81H208ZM212 78V77H210ZM214 79V78H212ZM211 79V80H212ZM216 80V79H214ZM230 80V84L228 85V81ZM231 80H234V83L231 81ZM157 81H159L163 87L161 86L160 89H162L161 91H165V97L166 96H169V97H166V99H164L163 103L161 101H157L158 103H160L161 105V109H157V111L159 110L160 112H157L155 114L152 113V111L149 110V107L151 106L150 102H153V98L155 96H158V94H156V92H151V93H148V90L150 89L149 87L146 89L147 85L151 84L153 82V84L156 86V83ZM206 81V80H205ZM204 81V82H205ZM206 81V82H207ZM16 82V81H15ZM204 82H203V85L201 83V88H205L204 86ZM205 82V83H206ZM231 82L234 84L235 86V90H232V92L230 91V89L228 88V86L231 85ZM146 84L145 86L144 85H140V84ZM200 83V82H199ZM232 84V85H233ZM27 85V84H26ZM68 87L70 86L74 92V97L72 99H69L68 101V104H69V107H66V112H69L70 113V110L72 113H75V108H78L79 107V103H80V99H82V93H79L80 89L78 87H75L74 86V79H71L70 83L67 84ZM148 85V86H149ZM152 86V87H155V86ZM184 85V86H183ZM216 85V84H214ZM214 85H212L211 87H213ZM138 86V87H137ZM144 86V87H143ZM233 86V87H234ZM65 87V84L61 87L62 90H64ZM210 87V88H211ZM231 87V86H230ZM17 88V87H16ZM14 89V90H17V89ZM157 89V86L155 87ZM19 89V88H18ZM116 90V94L113 93L114 90ZM153 89V88H151ZM102 90V89H101ZM180 90V91H179ZM203 90V89H202ZM157 92L159 91L158 89L156 90ZM188 91V92H187ZM233 91H235V94H233L234 96H232V93ZM62 93V91L60 92V94ZM54 94V96H53ZM217 94V95H218ZM183 95V96H182ZM209 96H212V98L210 99ZM112 97H114V99H118L120 101H126V102H129V108L127 110H122L120 115L118 114V110L116 107H114L113 105H111L110 101L112 100ZM116 97V98H115ZM163 97V98H165ZM180 97L181 101H180V106H184L181 105L182 102L185 103V99L187 101V104L185 105L186 107V113H187V109H188V113L186 115H189L190 116V113L193 114L192 117L190 118L188 124L186 125L185 127V131L183 133L184 134H189L188 136H185L180 138V136L178 135L177 137V132L176 131H165V129H173V127L175 126L174 122L176 120V117H174V115L176 114V110L178 108H175L176 105H173L172 106V110L166 112L163 108L164 106L166 105L165 101L167 99H170L168 101H171L172 100H175V99H178ZM37 98V96L35 97ZM189 98V99H187ZM231 98L232 101H231ZM172 99V100H171ZM183 99V100H182ZM216 99V97H215ZM156 100H159V99H156ZM16 101V100H15ZM166 101V102H168ZM169 102L168 105L171 103ZM176 102V100H175ZM118 103V102H117ZM123 102H121L122 104ZM158 103H154L157 104ZM174 103V102H173ZM10 108L12 109V107H14L16 105L15 102L11 103L10 102ZM37 104V103H36ZM165 104V105H164ZM215 104V105H216ZM120 105V104H119ZM167 105V106H168ZM214 105V106H215ZM37 106L39 107V105L37 104ZM179 106V107H180ZM17 107V106H16ZM155 107V106H154ZM188 107V108H187ZM157 108V107H156ZM181 108V107H180ZM184 108V107H183ZM189 108H196V111H193V109H189ZM17 109V108H16ZM51 109H52V106H51ZM14 110V109H12ZM38 110V111H39ZM154 110V109H152ZM181 109H179L177 112L179 113ZM183 109V112L185 111ZM189 110L191 112H189ZM19 111V110H18ZM31 111V109H30ZM43 111V110H41ZM94 111V112H93ZM1 112V111H0ZM20 112V111H19ZM107 112H111L112 114L110 116H107L106 113ZM123 112V113H122ZM2 113V112H1ZM177 113V114H178ZM180 113H182V111H180ZM5 114V113H4ZM176 114V115H177ZM184 114V115H185ZM32 116H30V124L28 125H23L21 126L22 128L19 129V131H26V130H30V131H34V129L36 127H38L37 124V120H36V117L39 118V116L35 113V110L32 111ZM69 115H67V117L65 116L62 120H60V115L59 114H55L52 116V121L54 122V126H55V131H57V136H56V142L53 143V145L55 144L58 145L59 142H60V132H63L64 135L62 136V138L66 139V138H69L70 140V150L73 151V155H75V160L73 161H70V166L76 164V166H81V164H85L87 160H84V157L80 154V152H78V150L81 148V130L79 128V124L76 125L74 122H72L70 120V117H68ZM181 114H178L177 116H180ZM42 116V115H41ZM188 116V118H189ZM120 117V118H119ZM182 117V116H181ZM2 118V116H1ZM5 118V117H4ZM174 118V119H173ZM178 118V117H177ZM119 120L122 124H123V127H124V130L125 131H128V132H135V133H138V136H137V140L135 139H132L130 137H126L125 138H128V142H127V147H129L130 149V153H128L125 149V146H123L122 144L118 145L116 143V139H117V136L118 134H116L115 132V129H114V125H115V120ZM147 119H151L153 120L154 122L156 123H159L161 120L163 121V127H164V130H161L157 132V134L160 132L161 135H164L162 136L159 140H154V139H147L146 137L145 138H140V128H142L145 124H146V121ZM181 119V118H180ZM150 120V121H151ZM187 120V119H186ZM2 121V120H1ZM152 121V122H153ZM6 123H8V125L10 126V128L4 126V128H2L1 126V134L5 133V131H12L13 128L11 127L10 123L8 120H5ZM180 122V120H179ZM186 122V121H185ZM248 122H250L249 126L246 127V129H243L245 128L244 125H246ZM1 123V122H0ZM36 123V124H35ZM61 123V124H60ZM77 123V122H76ZM149 123V122H148ZM178 123V121H177ZM214 123V121H213ZM212 123V124H213ZM155 124V123H154ZM151 126V125H150ZM152 126H154L152 124ZM182 127V126H181ZM218 127L216 129V132L218 131ZM232 127V128H231ZM151 128V127H150ZM159 128V129H160ZM231 128V129H230ZM238 128V127H237ZM144 129V128H143ZM149 129V128H148ZM152 129V128H151ZM177 129V128H176ZM211 129V128H210ZM220 129V130H221ZM235 129V128H234ZM239 129V128H238ZM91 130V129H89ZM150 130V129H149ZM230 130V131H229ZM237 131V129H235ZM233 130V131H235ZM172 132V133H170ZM215 132V133H216ZM152 133V132H151ZM219 133V131H218ZM2 134V135H3ZM235 134V133H234ZM231 135V134H230ZM192 136V137H190ZM234 136V135H233ZM78 137V138H76ZM214 137V136H213ZM228 138V139H227ZM219 140V139H217ZM233 141V140H232ZM230 141V142H232ZM217 142V141H216ZM223 142V140H222ZM222 142H220L218 145H220ZM229 142V141H228ZM14 143V142H13ZM37 143L41 146L43 145V139L42 137L38 136L37 138ZM210 143V142H209ZM140 144V145H139ZM147 144V148L149 147L150 150L146 151L141 147V145L145 146ZM207 144V143H206ZM232 144V143H231ZM222 145V144H221ZM205 146V145H204ZM219 147V146H218ZM99 147H97V150H96V155L98 157H101L103 156V154L99 151L98 149ZM102 148V149H103ZM206 148V146H205ZM211 149L214 148V147H210ZM221 148V147H220ZM219 148V149H220ZM231 148V147H230ZM191 149V148H190ZM195 149V148H194ZM217 149V150H219ZM3 150L4 151H7V152H11V153H15L14 156H6L4 155L3 153H0V180L2 182L5 183V187L4 189H2L0 191V200L2 198H4L6 200V197L7 195H12L14 192H16V186L14 185V180H15V173H11L10 170H5V167L7 169V167L9 168H12V166H20L22 168H24L26 162V155H24L23 153H20L18 152V146L17 145H8L3 147ZM181 150V149H180ZM197 150H201V148L197 149ZM231 150V151H233ZM163 151V152H162ZM191 150H189L190 152ZM207 151V149H206ZM239 151V152H238ZM145 152V154H144ZM192 152V151H191ZM190 152V153H191ZM205 152V150H204ZM212 152V151H211ZM220 152V151H219ZM188 153V152H187ZM202 153V152H201ZM40 154V153H39ZM210 154V153H209ZM208 154V155H209ZM31 155V158H30V161H31V166L34 167L35 170H33V172H37L38 175L39 173H41L40 175H43V173H46V171H49L50 168H48L47 166V162L46 165L44 163V165L42 166L41 164L43 162L41 161H37V156H38V153H35V152H32L30 153ZM211 155V154H210ZM209 155V156H210ZM235 155V156H234ZM200 156V155H199ZM206 156V155H203V157ZM208 156V157H209ZM215 156V155H214ZM234 156V158L232 157ZM35 159H34V158ZM186 157V156H185ZM184 157V159H185ZM198 157V156H197ZM202 157V156H201ZM201 157H198L197 158V162L200 160ZM220 157V156H219ZM124 158V159H123ZM206 158V157H205ZM204 158V159H205ZM233 158V159H232ZM40 160L42 158H39ZM101 160V167L103 168L105 165H107L106 161H105V158L103 157L102 159L99 158ZM123 159V161H122ZM203 159V158H202ZM217 157L215 158L214 157V160H216ZM238 159V160H237ZM129 161L131 163V167L129 165ZM150 162V163H149ZM182 162V161H181ZM186 162V161H185ZM183 162V164L185 163ZM196 162V163H197ZM41 163V164H40ZM88 163V161H87ZM190 163V162H188ZM199 163V162H198ZM17 164V165H16ZM211 164V163H210ZM216 164L215 166L217 167ZM235 164V163H234ZM189 165V164H188ZM233 165V164H232ZM55 165H52L51 164V167ZM58 165H56L57 167ZM150 166V167H149ZM225 166V168H227ZM236 166V165H235ZM235 166H233L235 168ZM193 167V166H192ZM214 167V168H216ZM222 168L219 169V170H222L224 167L223 165L221 166ZM232 167V171H234V168ZM201 168V167H200ZM199 168V169H200ZM208 168V167H206ZM224 168V169H225ZM235 168V169H236ZM56 169V168H55ZM263 169V170H262ZM152 170L153 171H156V173L153 175L152 173ZM200 170H203V168H201ZM210 170V169H209ZM198 171V169H197ZM227 172V170H225ZM228 171L230 172V175L233 174V172H231L229 169ZM18 172V171H17ZM27 172V171H26ZM25 172V174H26ZM158 172V173H157ZM206 172V171H205ZM208 172V171H207ZM225 172V173H226ZM36 173V174H37ZM57 173V172H56ZM198 173H201V171H199ZM218 173V172H217ZM224 172L220 175H223V176H227L229 173H226L225 174ZM232 173V174H231ZM2 174V175H1ZM19 174V173H18ZM21 176L24 175L23 173H20ZM19 174V176H20ZM35 174V175H36ZM185 174V173H184ZM183 174V175H184ZM209 174V172H208ZM225 174V175H224ZM237 174V172H236ZM214 174H212L213 176ZM229 175V176H230ZM234 175L233 174V178L232 180L234 179ZM25 178L28 176V175H24ZM55 176H57L56 178L59 179L58 175L55 174ZM74 176H77L76 174ZM115 176V175H114ZM113 176V177H114ZM206 176V175H204ZM222 176V177H223ZM226 177L227 180L228 178L230 177ZM30 178V176H28ZM39 177V176H37ZM220 177V176H218ZM78 178V176H77ZM209 178V177H208ZM112 179V178H110ZM221 179H224L226 180L224 177L221 178ZM195 180V179H194ZM204 180V178L202 179ZM219 181H221L220 179H218ZM231 180V178H230ZM0 181V184H2V182ZM23 181V180H22ZM21 181V183H22ZM114 181V180H113ZM207 181V180H205ZM18 182V181H17ZM65 182V181H63ZM117 182V180H116ZM218 182V181H216ZM224 182V181H223ZM227 182V181H226ZM226 182H224L226 184ZM38 183V182H37ZM55 184V183H53ZM57 184V183H56ZM55 184V185H56ZM211 184V183H210ZM221 184V183H220ZM25 185V184H24ZM23 185V186H24ZM207 185V184H205ZM224 185V184H223ZM22 186V187H23ZM216 186V185H214ZM213 186V187H214ZM261 186V187H260ZM25 187V186H24ZM28 187V186H27ZM206 187V186H204ZM203 187V188H204ZM208 187V186H207ZM219 187V185H218ZM236 187V186H235ZM71 188V187H70ZM69 188V189H70ZM250 188V189H249ZM28 189V188H27ZM68 189V188H67ZM214 189V188H213ZM264 189V187H263ZM18 190V188H17ZM20 190V189H19ZM237 191V190H236ZM211 192V190H210ZM251 192V193H250ZM260 192V191H259ZM74 193V192H73ZM176 193V194H175ZM205 193V192H204ZM259 194V193H258ZM37 195V194H36ZM206 195V194H205ZM238 195V194H237ZM236 195V197H238ZM243 195H245L243 197ZM78 196V195H77ZM203 196V195H202ZM201 196V197H202ZM207 196V195H206ZM255 196V195H253ZM180 197V196H179ZM248 198V201L249 203H246L247 204V207L250 208V210L252 209V206L253 204H250V202H253L254 199H252L251 201V198ZM258 196H256V199H257ZM9 198V197H8ZM75 198V197H74ZM77 198V197H76ZM259 198V197H258ZM41 199V198H39ZM73 199V198H72ZM228 199V198H227ZM241 199V200H242ZM250 199V201H249ZM4 200V201H5ZM65 200V199H63ZM260 200V199H259ZM3 201V199H2ZM3 201V202H4ZM8 201V200H7ZM58 201V200H57ZM209 201V200H208ZM207 201V202H208ZM238 201V199H237ZM258 201V200H256ZM263 201V200H262ZM61 202V201H60ZM63 202V201H62ZM259 202V201H258ZM2 203V202H1ZM42 203V202H41ZM59 203V202H58ZM187 203V202H186ZM210 203V202H209ZM260 203V202H259ZM22 204H24V202H22ZM26 204H29V201L26 202ZM66 204V203H64ZM20 204H16V207L21 208V206H19ZM42 205V204H40ZM47 205V204H46ZM81 205V204H80ZM241 205L240 207H242V201L241 203L239 204ZM256 205V203L254 204ZM24 206V205H23ZM82 206V205H81ZM85 206V205H84ZM246 206V205H245ZM240 207H237L238 208V211H239V208ZM246 207V209H247ZM260 207V206H259ZM256 206V210L257 208H259ZM87 208V207H86ZM248 208V209H249ZM242 211H243V207L240 208ZM247 209V210H248ZM177 209L175 208L174 209V213H177L176 211ZM185 210V209H184ZM74 211V210H73ZM232 211V210H231ZM228 210V207H226L225 205L221 204V205H217L216 208L214 210H211V211H204L202 212V215H201V218L203 221H209L212 219V215H213V219L214 221L216 222V227L213 229L212 233L209 234V236H206L207 238L204 239L205 242H204V245H202V248H201V251L203 252V254H210V253H213L215 251V248L216 250L219 249L220 251V254L222 256V258L226 259L227 261L230 262V264H251L252 260H253V256H254V253H255V249L259 248L258 249V252L257 254L259 256H262L263 257V260H264V234H261L263 236V240L258 244L257 242V239L255 238V235L257 233H263L264 232V214L261 215L260 217H256L258 220L261 221L262 223V226L260 227V229L258 228V223H257V220L255 217H252L253 216V211H249V217L248 218H252L251 219V223H252V226H250L249 228L247 227H244L242 228L241 225L239 224V222H237L238 220L241 219V214L240 213H233ZM247 211V212H248ZM75 212V211H74ZM207 215V218L205 217ZM75 218V217H74ZM79 218V217H78ZM246 218V217H244ZM249 220V219H248ZM256 220V221H255ZM21 221V220H20ZM56 221V220H55ZM59 221V220H58ZM57 221V222H58ZM89 221V220H88ZM250 221V220H249ZM248 221V222H249ZM247 222V223H248ZM60 223V221H59ZM63 223V222H62ZM67 223V222H66ZM78 223V222H77ZM90 223V221H89ZM20 224V223H19ZM24 224V223H22ZM56 224V222H55ZM54 224V225H55ZM65 224V223H63ZM215 224V223H214ZM12 225V224H11ZM14 225V224H13ZM71 224H67V226ZM101 225V224H100ZM69 226V227H70ZM83 226V225H82ZM65 227V226H64ZM68 227V228H69ZM76 227H78V225H76ZM100 227V226H99ZM53 228V227H51ZM55 228H57V226H55ZM82 228V227H81ZM84 228V227H83ZM54 229V228H53ZM72 229V228H70ZM77 229V228H76ZM75 229V230H76ZM94 229V228H92ZM102 230V229H101ZM206 230V229H204ZM208 230V229H207ZM206 230V231H207ZM67 231V230H65ZM77 231V230H76ZM81 231V230H80ZM105 231V230H104ZM97 232V231H96ZM103 232V231H102ZM240 232H242L243 234H240ZM75 233V232H74ZM81 233V232H80ZM100 233V232H99ZM99 233L97 232V234L99 235ZM127 233V232H126ZM78 234V233H77ZM82 234V233H81ZM103 234L101 233V236ZM235 235H240L238 241H237V244L235 241H233V243H231L230 245L226 244V245H223V243H226V240L227 239H230V238H233ZM60 236V235H59ZM70 236H73L70 235ZM104 236V235H103ZM113 236V235H112ZM76 237V236H75ZM74 237V238H75ZM81 237V236H79ZM96 236H94L93 238H95ZM117 237V236H116ZM58 238V237H57ZM82 238V237H81ZM97 238V237H96ZM95 238V239H96ZM113 238V237H112ZM105 239V238H104ZM107 240H109L110 238H106ZM105 239V240H106ZM71 240H73L71 238ZM99 240V239H98ZM101 240V239H100ZM113 240V239H112ZM86 241V240H85ZM84 241V243H85ZM96 241V240H95ZM104 241V240H103ZM116 241V240H115ZM88 242V241H87ZM93 242V241H92ZM106 242V241H105ZM112 242V241H111ZM81 243V242H79ZM113 243V242H112ZM111 243V245H112ZM109 244V243H108ZM115 244V243H114ZM93 245V244H92ZM96 245V244H95ZM51 246V245H50ZM54 246V245H53ZM98 246V245H97ZM96 246V247H97ZM104 246V245H103ZM109 246V245H108ZM68 247V246H67ZM66 247V248H67ZM106 247V246H105ZM113 247V246H112ZM120 247V246H119ZM218 247V248H217ZM49 248V247H48ZM78 248V247H77ZM82 248V247H81ZM92 248V247H91ZM90 248V249H91ZM98 248V247H97ZM96 248V249H97ZM101 248V247H100ZM99 248V249H100ZM110 248V246H109ZM59 249V248H58ZM121 249V248H120ZM55 250V249H54ZM57 250V249H56ZM69 250V248H68ZM67 250V251H68ZM72 250V249H71ZM74 250V249H73ZM78 250V249H77ZM89 250V249H88ZM95 250V249H94ZM105 250V249H104ZM122 250V249H121ZM49 251V250H48ZM51 251V250H50ZM85 251V250H84ZM87 251V250H86ZM85 251V252H86ZM102 251V250H101ZM108 252H110L108 249H107ZM106 251V252H107ZM115 251V250H114ZM57 252V251H55ZM65 252V251H64ZM95 252V251H94ZM117 253V251H115ZM49 253V252H48ZM53 253V252H52ZM83 253V252H82ZM96 253V252H95ZM99 253V252H98ZM102 253V252H101ZM114 253V252H113ZM68 254V252H67ZM66 254V256H67ZM72 254V253H71ZM76 254V253H75ZM81 254V253H80ZM118 254V253H117ZM57 255V253H56ZM95 255V254H94ZM104 255V254H102ZM114 254H112L111 256H113ZM116 255V254H115ZM114 255V256H115ZM71 256V255H70ZM69 256V258H70ZM110 256V255H109ZM107 256V258L109 257ZM63 257V256H62ZM65 257V255H64ZM77 257V256H75ZM96 257V256H95ZM81 258V257H80ZM94 258V257H92ZM98 258V257H97ZM104 258V257H103ZM114 258V257H113ZM116 258V257H115ZM52 259V258H51ZM66 259V257H65ZM110 259V258H109ZM69 260V259H68ZM62 261V260H61ZM89 261H90V258H89ZM100 261V260H99ZM97 261V262H99ZM102 261V260H101ZM100 261V262H101ZM104 261H106L104 259ZM102 261V262H104ZM111 261V260H110ZM109 261V262H110ZM83 262V261H82ZM86 262V261H85ZM108 262V261H107ZM107 262H105L107 264ZM108 262V263H109ZM61 263V262H60ZM58 261L54 262V264H60ZM72 263V262H71ZM74 263V262H73ZM92 263V262H90ZM94 263H95V260H94ZM104 263V264H105ZM78 264V263H77ZM80 264V263H79ZM84 264V263H83ZM88 264V262L86 263ZM100 264V263H99Z\"/></svg>",
	"mask_w": 264,
	"mask_h": 264
}]
</instances>
